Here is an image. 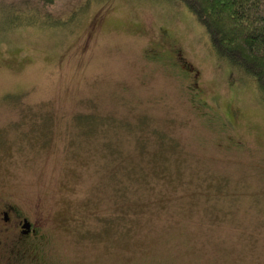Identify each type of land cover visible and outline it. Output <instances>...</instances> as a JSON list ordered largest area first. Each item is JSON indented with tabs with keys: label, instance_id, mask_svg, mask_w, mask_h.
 <instances>
[{
	"label": "rangeland",
	"instance_id": "374dc122",
	"mask_svg": "<svg viewBox=\"0 0 264 264\" xmlns=\"http://www.w3.org/2000/svg\"><path fill=\"white\" fill-rule=\"evenodd\" d=\"M10 204L38 264H264V100L180 3L0 0Z\"/></svg>",
	"mask_w": 264,
	"mask_h": 264
},
{
	"label": "trees",
	"instance_id": "16d2710c",
	"mask_svg": "<svg viewBox=\"0 0 264 264\" xmlns=\"http://www.w3.org/2000/svg\"><path fill=\"white\" fill-rule=\"evenodd\" d=\"M184 5L205 28L218 59L252 80L264 100V0H165Z\"/></svg>",
	"mask_w": 264,
	"mask_h": 264
},
{
	"label": "flooded vegetation",
	"instance_id": "af4514ba",
	"mask_svg": "<svg viewBox=\"0 0 264 264\" xmlns=\"http://www.w3.org/2000/svg\"><path fill=\"white\" fill-rule=\"evenodd\" d=\"M0 218L4 226L0 231L4 237L0 243L5 249L1 260L6 264H38L37 241L44 240L39 222L23 216L12 204L0 212Z\"/></svg>",
	"mask_w": 264,
	"mask_h": 264
}]
</instances>
